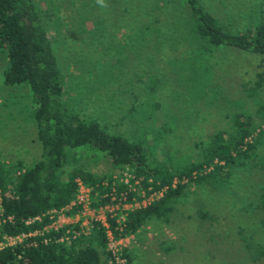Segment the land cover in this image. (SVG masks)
<instances>
[{
    "label": "trees",
    "instance_id": "obj_1",
    "mask_svg": "<svg viewBox=\"0 0 264 264\" xmlns=\"http://www.w3.org/2000/svg\"><path fill=\"white\" fill-rule=\"evenodd\" d=\"M116 1L108 0L106 5L115 9ZM120 1L124 6L118 17L104 23L94 15L91 21V25L100 23L117 33L112 36L113 51L95 59L101 62L93 65L92 82L96 84L92 89L99 92L93 93L94 98H101L100 91L108 83L116 85L119 107L115 110H120L127 121L123 129L106 120L107 106L83 110L65 94L64 66L56 57L61 43L58 46L52 41L43 23L53 18L47 0H0L1 83L28 95L30 122L39 144V157L27 165L20 160L0 161V241L5 236L25 234L19 242L0 248V264H115L109 236L117 239L135 233L148 221L160 220L175 198L187 194L190 185L199 187L208 182L223 190L218 185L225 183L228 187L233 175L246 181L252 168L263 166L264 157L258 149H264V102L256 98L252 109L230 114L227 129H214L195 143V156L176 152L169 157L166 149L159 152L156 148L157 140H149L159 137L165 141L176 127V120L169 115L173 106L166 105L170 97L161 94V88L170 86L166 81L174 85L183 81L185 92L191 88L197 101L211 92V102L219 94V89L211 85L217 64L212 60L214 52L238 49L264 58V0L237 12L239 22L229 26L206 8V0ZM143 16L149 17V22L143 21ZM75 26L80 33H92L85 23ZM179 36L186 48L175 55L171 50H175ZM77 37L74 35L75 44ZM177 58L183 65L174 62ZM78 61H85L79 53L75 57ZM124 65H139L140 69H126ZM180 67L190 74H180ZM169 90L178 95L179 90ZM247 94L255 97L256 91L251 89ZM80 152L103 154L118 170L117 175H108L103 184L101 178L75 163ZM76 179L90 187L92 209L121 203V196L129 203L151 193L159 196L144 206L127 208L122 225L107 213L106 227L90 221L86 233L59 240L66 230L77 227L65 224L55 230L42 228L51 221L49 211H58L72 199ZM258 189L262 196L258 206L264 209V187ZM77 209L72 207L64 214L72 216ZM120 257L125 264H132L125 249H120Z\"/></svg>",
    "mask_w": 264,
    "mask_h": 264
},
{
    "label": "rangeland",
    "instance_id": "obj_2",
    "mask_svg": "<svg viewBox=\"0 0 264 264\" xmlns=\"http://www.w3.org/2000/svg\"><path fill=\"white\" fill-rule=\"evenodd\" d=\"M94 1H97L96 5H93ZM107 1L102 0L99 5L98 0H47L48 12L53 18L50 21L43 20V23L52 41L55 40L58 46L61 43L60 50L57 47L56 57L58 63L64 66L67 88L65 94L73 97L74 100L71 101L83 110H99L107 106L106 120L115 128L123 129L127 126V121L122 118L124 115L120 110H115L119 107V102L116 101L118 96L115 94L116 85L108 83L105 89L100 91L101 98H94L93 93L99 92L92 89V85L96 84L92 82L95 79L93 65L101 62L95 59H100L107 51H113L110 45L112 36L117 33L113 34L107 29L108 26H101L100 23L91 25V21L95 17H101L104 23H108L118 17L119 10L124 6L121 3L123 1L119 0L114 3L115 9H112L106 5ZM256 2L258 0H206L205 5L220 22L229 26L239 22L237 12L246 10L248 5ZM127 20L120 19L122 23ZM142 20L149 22V17L143 16ZM161 20L159 19V22ZM79 22L85 23L92 33H80L78 26H75V23ZM74 35L77 37L76 44L73 43ZM117 39L120 40L117 42L121 46V39ZM64 40L68 42L67 45ZM176 40L178 44L175 50H171L175 55L186 48L183 38L179 36ZM233 50L237 51L214 52L212 60L217 64L214 66L211 85L219 89V94L211 102V92L206 99L197 101L191 88L185 92L183 81L176 85L165 82L170 83V86L161 88V94H164L165 98L170 97L166 99L169 101L166 105L173 106L169 115L176 120V127L165 141L159 137L149 140L151 143L157 140L156 148L159 152L166 149L169 157H173L176 152L195 156L198 150L195 143L205 139L214 129H227L231 113L252 109L254 98L264 102V58L238 49ZM78 53L85 61L75 62ZM174 62L182 64L183 60L177 58ZM2 65L0 55V73ZM124 67L130 70L140 69L139 65ZM182 69L177 68L180 74H190L188 70ZM16 88L4 86L0 76V161L20 160L27 165L39 157V144L30 122L32 109L29 97ZM171 88L179 90L178 95L174 94L175 92L172 94L169 90ZM251 89L256 91L255 97H248L247 93ZM175 95L178 96L177 99L174 98ZM91 100L95 102L92 103ZM162 120L166 121L164 118ZM168 122L172 123L170 120ZM258 150V154L264 157V149L260 147ZM75 160V163L94 177L101 178L103 184L108 175H117L118 172L103 154L80 152ZM262 164L263 166L250 170L251 174L246 181L233 175L228 187L224 186L225 183L218 185L223 186V190L215 189L208 182L199 187L190 185L187 194L175 198L171 202L170 210L160 220L148 221L135 233L127 234L121 244L114 239L108 241V247L113 249L119 246L125 249L132 264H264V209L258 206L262 198L258 188L264 187V162ZM211 190H215V193L209 192ZM158 196L157 193L144 195L141 200H134L131 205L144 206ZM248 202L250 206L247 205ZM117 210L115 217L121 220L124 210ZM90 217L91 215H73L64 225L83 227L86 233L91 226Z\"/></svg>",
    "mask_w": 264,
    "mask_h": 264
},
{
    "label": "built area",
    "instance_id": "obj_3",
    "mask_svg": "<svg viewBox=\"0 0 264 264\" xmlns=\"http://www.w3.org/2000/svg\"><path fill=\"white\" fill-rule=\"evenodd\" d=\"M126 181H127L126 178H124V183H126ZM89 198H90V187L84 185L83 183H81L80 180L76 179V189L74 191L72 199L69 201V203H67L64 207L60 208L58 211H55V210L49 211L48 218H50L51 221L48 225L43 226L42 230H44V231H47L49 229L55 230V229L62 227L64 225V222L67 221V219H69V217H70V216H66L64 214V211L69 210L72 207L78 208L74 215H79V214L80 215H91V217H90L91 221H99L105 227H106L105 214H107V213H109L110 216H113L115 218V221L119 225H122L124 218H125V213L122 214L121 220H117L115 217V210L117 208H119V206L124 211L127 208L132 207L131 203L125 202L124 201L125 197L121 196L119 199L121 201V203L118 201L114 204H106L102 207L92 209L89 207V202H90ZM111 200H114V198H111ZM122 206H124V208ZM136 207H138V206H136ZM1 215H2V213H1V207H0V221H1ZM79 230L81 233H85L83 230V227H81V228L77 227V229L66 230L63 234L64 236H62L59 240L66 239L68 236H70L72 238L76 237V236L80 235L79 234L80 232H78ZM107 231H109V230L107 229ZM35 234H36V232H35ZM107 235H109L108 232H107ZM22 237H25V234H19V235L13 236V237L12 236H5V237H3V240L0 241V248H2L4 246L13 245L16 242H19ZM125 237H126V235L119 237L117 239H114V240H116L117 243L121 244V240L124 239ZM110 238H111V236L108 237V241L112 240V238L111 239ZM120 249H122V248L119 246L115 247L113 249H110L112 252V255L115 256L114 257V263L115 264H125L124 259L122 257H120Z\"/></svg>",
    "mask_w": 264,
    "mask_h": 264
},
{
    "label": "clouds",
    "instance_id": "obj_4",
    "mask_svg": "<svg viewBox=\"0 0 264 264\" xmlns=\"http://www.w3.org/2000/svg\"><path fill=\"white\" fill-rule=\"evenodd\" d=\"M102 2V0H98V3H101Z\"/></svg>",
    "mask_w": 264,
    "mask_h": 264
}]
</instances>
